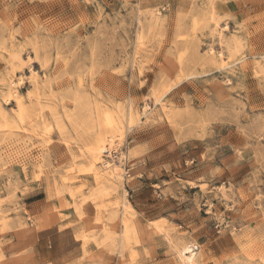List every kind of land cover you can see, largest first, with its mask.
<instances>
[{"label":"rangeland","instance_id":"rangeland-1","mask_svg":"<svg viewBox=\"0 0 264 264\" xmlns=\"http://www.w3.org/2000/svg\"><path fill=\"white\" fill-rule=\"evenodd\" d=\"M53 224L64 264H264V0H0V264Z\"/></svg>","mask_w":264,"mask_h":264},{"label":"crops","instance_id":"crops-1","mask_svg":"<svg viewBox=\"0 0 264 264\" xmlns=\"http://www.w3.org/2000/svg\"><path fill=\"white\" fill-rule=\"evenodd\" d=\"M65 231H66V228L60 229L57 224H53L37 232V235H38L37 238H38V242L40 241L41 251L39 249H35V247H33L32 251L33 252L35 251V253H38V256L36 255L33 258L34 260H40L38 264H64L65 261L57 257L56 253H57L58 247L55 244L54 240L51 241L50 237H52L53 239H56L57 235H60L62 234V232H65ZM48 232L50 233V235H48L49 237L46 236ZM40 238L42 239V241ZM38 242H35V245H39ZM69 259L71 258H68L67 260Z\"/></svg>","mask_w":264,"mask_h":264},{"label":"bare ground","instance_id":"bare-ground-1","mask_svg":"<svg viewBox=\"0 0 264 264\" xmlns=\"http://www.w3.org/2000/svg\"><path fill=\"white\" fill-rule=\"evenodd\" d=\"M112 128H113V125H111L109 128H106V130H104V132L96 140L97 141L96 142V148H95L96 153H100V151L104 150V147H103L104 135L108 131V129H112ZM185 252L186 253L190 252V247L185 248ZM194 256H195V254H191L190 256H186L185 258H186L187 261H192Z\"/></svg>","mask_w":264,"mask_h":264},{"label":"built area","instance_id":"built-area-1","mask_svg":"<svg viewBox=\"0 0 264 264\" xmlns=\"http://www.w3.org/2000/svg\"><path fill=\"white\" fill-rule=\"evenodd\" d=\"M108 159L110 160V158ZM109 160L104 163L105 166H108L110 164Z\"/></svg>","mask_w":264,"mask_h":264}]
</instances>
